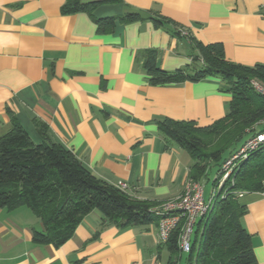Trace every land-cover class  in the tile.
<instances>
[{"label": "crops", "instance_id": "obj_1", "mask_svg": "<svg viewBox=\"0 0 264 264\" xmlns=\"http://www.w3.org/2000/svg\"><path fill=\"white\" fill-rule=\"evenodd\" d=\"M66 2L0 0V134L13 115L37 142L36 119L95 176L125 182L138 199L177 198L193 159L160 133L158 122L209 125L225 115L230 95L219 76L151 85L144 54L155 49L158 65L172 71L197 54L194 41L219 42L230 62L263 63L264 0H120L92 13L63 14ZM128 10L142 19L96 31L93 16ZM151 16L167 21L156 26ZM239 203L246 206L240 220L253 264H264V181L262 191L243 194ZM100 221L91 211L61 245L36 244L33 229L43 227L31 209L0 208V264H161L157 226L100 227Z\"/></svg>", "mask_w": 264, "mask_h": 264}, {"label": "trees", "instance_id": "obj_2", "mask_svg": "<svg viewBox=\"0 0 264 264\" xmlns=\"http://www.w3.org/2000/svg\"><path fill=\"white\" fill-rule=\"evenodd\" d=\"M120 0H67L63 14L92 11L103 2ZM142 19L138 11L93 16L98 33L111 32L115 23ZM154 25L167 21L151 16ZM183 28L174 25L177 34ZM197 54L184 68L172 71L157 63V51L144 54L142 66L151 85L197 82L208 76H219L230 99L225 115L206 126L195 121L163 118L158 122L160 133L187 151L193 163L188 179L199 181L210 168L216 174L222 163L237 152L238 142L248 135L264 131V96L256 93L250 81L264 84V62L245 66L226 60L221 43L203 44L194 41ZM40 140H32L28 132L11 115L10 128L0 134V208L27 206L41 221L42 230L33 229L36 244L59 246L74 232L84 216L91 211L101 215L100 227L114 225L157 226L159 216L152 210L159 201L143 200L95 176L84 163L60 142L53 140L47 126L33 119ZM247 138V139H248ZM246 139V140H247ZM264 142L251 150L233 174V183L225 182L215 195L211 208L198 218L186 252V264H253L255 255L250 234L241 223L246 206L239 203L240 192L263 190ZM217 182L215 176L213 187ZM98 231L94 234L96 237ZM168 257L165 264H178L183 253L177 243V231L165 244Z\"/></svg>", "mask_w": 264, "mask_h": 264}, {"label": "built area", "instance_id": "obj_3", "mask_svg": "<svg viewBox=\"0 0 264 264\" xmlns=\"http://www.w3.org/2000/svg\"><path fill=\"white\" fill-rule=\"evenodd\" d=\"M182 35L185 31L182 29ZM252 89L264 96V84L256 79L250 81ZM264 142V131L248 138L237 152L232 153L222 163L218 174L217 182L213 187L210 197L205 200L203 187L199 181L188 179L184 185L182 193L175 199L163 201L153 207V211L159 216L157 224L158 242L165 244L173 232L177 231V243L182 252H188L191 245V237L198 218L202 217L211 208L215 195L227 180L233 183V174L239 163L245 159L248 153ZM116 186L121 190H127L128 185L119 181ZM244 193L240 192L242 196Z\"/></svg>", "mask_w": 264, "mask_h": 264}, {"label": "rangeland", "instance_id": "obj_4", "mask_svg": "<svg viewBox=\"0 0 264 264\" xmlns=\"http://www.w3.org/2000/svg\"><path fill=\"white\" fill-rule=\"evenodd\" d=\"M248 138V135H246L242 141L238 142V144L236 145L238 148H240L246 141V139ZM216 176V169L215 167L210 168V170L207 171L206 175L202 177V179L200 180V183L203 187V195H204V199L207 200L213 190V180ZM196 227H194L195 230ZM194 230H193V234H194ZM193 235L191 237V239L193 240ZM168 251H167V247L165 245L162 246L161 248V264H165L167 261V257H168ZM187 254L185 252H183L181 254V258L178 260V264H186L185 258H186Z\"/></svg>", "mask_w": 264, "mask_h": 264}]
</instances>
